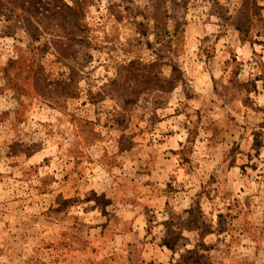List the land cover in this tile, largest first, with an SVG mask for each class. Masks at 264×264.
<instances>
[{
  "label": "rangeland",
  "instance_id": "374dc122",
  "mask_svg": "<svg viewBox=\"0 0 264 264\" xmlns=\"http://www.w3.org/2000/svg\"><path fill=\"white\" fill-rule=\"evenodd\" d=\"M187 263L264 264V0H0V264Z\"/></svg>",
  "mask_w": 264,
  "mask_h": 264
},
{
  "label": "trees",
  "instance_id": "16d2710c",
  "mask_svg": "<svg viewBox=\"0 0 264 264\" xmlns=\"http://www.w3.org/2000/svg\"><path fill=\"white\" fill-rule=\"evenodd\" d=\"M64 5V7L59 8L60 11L55 13V16H57L58 13L64 15L72 12L74 13L71 16L72 20L77 19V10L69 5ZM59 19L62 20V18ZM78 29L82 30L81 28ZM33 34H35V39H38L39 29H35ZM60 36L61 38L69 41L71 44L78 43L81 46L83 45V47L90 44L87 38L80 37L75 33L63 31V34ZM154 67L155 65H144L137 61H130L127 64L125 63L121 65L118 69V74L122 81V84H120V87L122 88L120 89L128 90L131 86H133L134 88L131 92L132 96L138 94L135 89L138 87H142V90L154 89L166 93L173 90L177 82L182 78L181 71L176 65H173L172 75L170 77L163 78L159 77L158 73L153 72ZM68 70L69 71L58 73V78L55 80L49 79V77L46 76L43 71L35 72V91L37 95L47 99L48 101H51L55 105H59L61 102H63V100L65 101L67 99L78 97L80 94V89L77 85L78 82L76 79V71L70 68ZM132 96L130 97L131 99H126V97L121 95L118 97L124 112L128 110V105L135 101ZM176 241L177 239H175L173 242L166 241L164 245L167 248L174 250ZM189 252L192 253V255L190 257H185V262H187L190 258H201V256L198 255L197 249ZM195 254L196 256L194 257Z\"/></svg>",
  "mask_w": 264,
  "mask_h": 264
}]
</instances>
